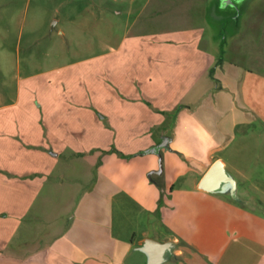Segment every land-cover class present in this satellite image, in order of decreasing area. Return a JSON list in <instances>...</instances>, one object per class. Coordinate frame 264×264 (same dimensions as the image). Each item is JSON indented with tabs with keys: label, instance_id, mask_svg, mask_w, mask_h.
<instances>
[{
	"label": "crops",
	"instance_id": "0c3cea01",
	"mask_svg": "<svg viewBox=\"0 0 264 264\" xmlns=\"http://www.w3.org/2000/svg\"><path fill=\"white\" fill-rule=\"evenodd\" d=\"M211 3L145 0L137 6L129 0L122 9L129 16L144 14L149 30L138 35L145 37L143 44L132 45L146 52L138 64L146 73L133 74L136 80L119 79L112 96L135 102V108L91 111L74 102L85 100V93L47 81L55 87H46L41 107L35 108L37 119H30L22 139L9 141L7 135V147L0 146V264H147L141 250L147 240L172 244L162 264L212 258L172 216L193 195L231 192L229 185L210 192L200 182L216 162L233 179L220 154L233 143L239 126L264 123V70L247 67L243 51L244 41L259 29L249 13L255 2L232 16L234 29L224 43L206 26ZM161 15L169 25H156ZM134 25L135 20L127 28ZM258 26L264 33L262 19ZM107 95L103 91L104 103ZM102 122L132 133L117 146L108 141V127L93 138L85 127ZM57 167L56 189L65 170L72 178L59 203L52 204L56 189L42 185ZM235 181L232 194L238 189ZM157 219L165 229L162 237L155 232ZM232 240L223 242L220 258ZM261 256L259 264H264V252Z\"/></svg>",
	"mask_w": 264,
	"mask_h": 264
},
{
	"label": "rangeland",
	"instance_id": "374dc122",
	"mask_svg": "<svg viewBox=\"0 0 264 264\" xmlns=\"http://www.w3.org/2000/svg\"><path fill=\"white\" fill-rule=\"evenodd\" d=\"M144 1L136 0L137 6ZM250 1L255 2L251 4L250 17H256L255 26L259 29L255 31L256 36L250 35L253 38L244 41L245 65L264 70V33L258 26L261 19L264 21V0H244L241 8ZM128 3L129 0H0V105L6 106L0 109V130L3 132H0V146L7 147V135L9 141L22 139L20 133L32 122L30 119H37L35 108L41 107L46 87H55L54 82L47 84L48 80L62 81L63 87L69 86V92L77 95L85 93V100L74 102L85 104L91 111L101 107L114 110L137 106L135 102H125L128 101L125 98L112 97L119 87V79L136 80L139 72L146 73L138 64L147 54L143 50H133L132 45L143 44L145 37L138 35L149 31L147 22L142 13L129 16L122 12ZM211 4L206 26L209 31L216 30L220 43H224L234 29L231 18L238 13L234 15V9L223 7L219 0H212ZM133 20L135 25L128 29ZM155 22L161 27L169 25L165 15ZM249 25L246 22L245 26ZM226 55L224 59L228 58ZM177 64L174 65L176 69L180 66ZM166 69L161 67V70ZM136 73L137 77L132 76ZM103 91L108 94L105 103ZM7 107H10L8 111ZM52 107L57 108V105ZM28 110L32 113L27 116L24 111ZM7 113L10 114L8 127ZM106 127L109 143L116 146L126 142L132 133L126 128L113 130L105 122L97 127L88 124L85 128L94 138ZM220 155L227 161L226 171L236 180L237 192H216L203 198L193 195L184 203L182 212L173 214L172 219L180 222L182 233L192 238L200 251L212 257L207 262L198 257L196 263L184 261L186 264H259L264 252V123L254 121L239 126L233 143ZM57 171L58 167L50 173L42 185L44 188L56 189ZM64 174L52 204L59 203L62 190L71 185L72 176L66 170ZM154 225L155 232L162 237L165 229L158 219ZM155 232L153 229L150 236L154 237ZM229 237L232 243L220 258L223 242ZM143 259L147 260L144 255Z\"/></svg>",
	"mask_w": 264,
	"mask_h": 264
},
{
	"label": "water",
	"instance_id": "95a60500",
	"mask_svg": "<svg viewBox=\"0 0 264 264\" xmlns=\"http://www.w3.org/2000/svg\"><path fill=\"white\" fill-rule=\"evenodd\" d=\"M223 5H228L236 12H239L238 3L244 0H220ZM203 189L215 192L223 189L225 185H229L231 188V193H233L235 188L234 180L225 172L220 162L213 163L207 170L205 175L202 177L200 182ZM171 243H159L153 240H147L144 242L141 250L146 254L147 264H162L164 261L166 253L170 250Z\"/></svg>",
	"mask_w": 264,
	"mask_h": 264
},
{
	"label": "flooded vegetation",
	"instance_id": "af4514ba",
	"mask_svg": "<svg viewBox=\"0 0 264 264\" xmlns=\"http://www.w3.org/2000/svg\"><path fill=\"white\" fill-rule=\"evenodd\" d=\"M219 2H220V0H219ZM243 2H244V1H243ZM243 2H239V3H238V8H240V6H241V4H242ZM222 6L225 7V6H228V5H225V6H224L223 3H222ZM229 7H230V6H229ZM232 9H233V8H232ZM233 12H234V15H235V14L237 13V12H236V9H234Z\"/></svg>",
	"mask_w": 264,
	"mask_h": 264
}]
</instances>
